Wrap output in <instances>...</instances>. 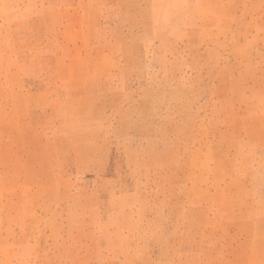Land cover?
<instances>
[{"label": "rangeland", "instance_id": "1", "mask_svg": "<svg viewBox=\"0 0 264 264\" xmlns=\"http://www.w3.org/2000/svg\"><path fill=\"white\" fill-rule=\"evenodd\" d=\"M0 264H264V0H0Z\"/></svg>", "mask_w": 264, "mask_h": 264}]
</instances>
